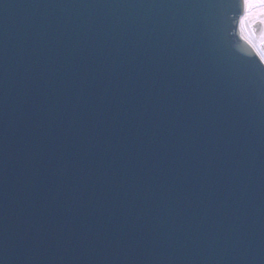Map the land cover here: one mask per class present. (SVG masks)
I'll return each mask as SVG.
<instances>
[{"label":"water","instance_id":"95a60500","mask_svg":"<svg viewBox=\"0 0 264 264\" xmlns=\"http://www.w3.org/2000/svg\"><path fill=\"white\" fill-rule=\"evenodd\" d=\"M236 3L0 0V264H264Z\"/></svg>","mask_w":264,"mask_h":264},{"label":"snow or ice","instance_id":"6c2138e0","mask_svg":"<svg viewBox=\"0 0 264 264\" xmlns=\"http://www.w3.org/2000/svg\"><path fill=\"white\" fill-rule=\"evenodd\" d=\"M234 6L238 17L236 28L239 35L252 50L257 65L255 68L264 72V48L258 49L244 38L246 25L252 33H258L261 29H264V0H238V3ZM237 17L233 19H237Z\"/></svg>","mask_w":264,"mask_h":264},{"label":"clouds","instance_id":"9594fccd","mask_svg":"<svg viewBox=\"0 0 264 264\" xmlns=\"http://www.w3.org/2000/svg\"><path fill=\"white\" fill-rule=\"evenodd\" d=\"M244 38L258 49L264 48V29H261L258 33H252L246 25L244 28Z\"/></svg>","mask_w":264,"mask_h":264}]
</instances>
